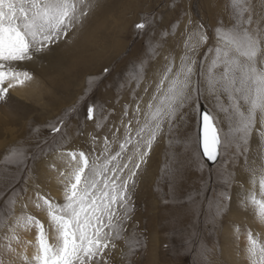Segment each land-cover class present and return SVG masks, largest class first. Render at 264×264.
<instances>
[{
	"label": "snow or ice",
	"instance_id": "6c2138e0",
	"mask_svg": "<svg viewBox=\"0 0 264 264\" xmlns=\"http://www.w3.org/2000/svg\"><path fill=\"white\" fill-rule=\"evenodd\" d=\"M260 4L226 0L215 25L187 12L160 28L154 15L142 17L135 29L145 37V51L122 73L126 83L118 76L119 90L127 92L119 114L91 98L99 82L89 76L84 98L46 122L47 135L30 128L31 147L9 146L3 163L19 176H5L0 187V264H137L133 257L143 259L148 240L135 221V197L161 144L153 187L165 205L189 218L180 245L200 264H216L217 245L204 236L209 225L214 233L227 220L244 241L246 264H264V0ZM100 6V0H0V103L36 81L28 65L58 64L57 49L78 38ZM73 131L85 140L83 148L69 147ZM192 171L198 175L190 180ZM53 176L62 200L44 190ZM245 213L261 231L235 219ZM33 230L34 240L25 239Z\"/></svg>",
	"mask_w": 264,
	"mask_h": 264
},
{
	"label": "rangeland",
	"instance_id": "374dc122",
	"mask_svg": "<svg viewBox=\"0 0 264 264\" xmlns=\"http://www.w3.org/2000/svg\"><path fill=\"white\" fill-rule=\"evenodd\" d=\"M225 3L226 0H100L101 6L86 22L78 38L57 49L58 57L62 58L60 62L54 63V66L46 63L43 67L40 64L28 65L36 81L25 86L26 93L23 94L26 96L15 95L12 91V99L8 103H0V187L5 183V176L9 181L19 176L14 165L5 169L3 157L9 146L14 142H23L26 148L31 147L27 141L34 140L35 136L30 134V128L39 127V135H47L46 122H54L62 109L84 98L89 76L99 82V86L88 93L91 98L119 114L122 103L127 99V92L119 90L118 76L121 82L126 83L127 77L122 73L127 71L130 61L138 60L145 51V37H137L135 29V24L142 17L151 19L154 15L160 28L173 23L187 12L194 20L215 25ZM253 3L257 8L261 6L260 0H253ZM106 67L111 69L109 74L103 71ZM194 124L193 120L190 132ZM72 127L75 129L74 120ZM92 129V122H87L85 131L91 132ZM72 136L74 142L69 147L83 148L85 140L75 139V131ZM164 151V145L161 144L136 193L135 221L139 223L140 229L146 228L148 246L143 259H133L137 260V264H200L198 255L190 254L186 247L180 245V240L187 236L189 218L175 205H165L159 192L154 191L153 182L162 166ZM195 151L196 145L193 143L189 155ZM197 175L194 171L188 173L190 180ZM55 180L53 176L44 190L62 200L61 194L54 193L56 189L61 190L59 184L54 183ZM3 214L4 209L0 207V216ZM38 218L47 226L45 215L39 214ZM235 219L246 220L249 227L257 228L253 217L246 213ZM211 227L209 225L206 229L204 239L209 246L217 245L216 264H246L241 251L244 241L236 239L234 229L227 220L217 232L213 233ZM257 230L261 231L259 228ZM25 239L34 240V230L26 234ZM28 251L31 254L32 249Z\"/></svg>",
	"mask_w": 264,
	"mask_h": 264
},
{
	"label": "bare ground",
	"instance_id": "6f19581e",
	"mask_svg": "<svg viewBox=\"0 0 264 264\" xmlns=\"http://www.w3.org/2000/svg\"><path fill=\"white\" fill-rule=\"evenodd\" d=\"M25 87H18V88H16V89H14V90H12L14 93H15V95L17 94L18 96H26V95H24L23 93H26V91H25ZM54 183H58L57 182V180H55L54 181ZM53 183V186H52V189L54 190V184ZM56 189V188H55ZM54 193L56 194V195H59L60 196V194H61V190L60 189H56L55 191H54ZM58 196V197H59ZM62 197V196H61ZM26 238H29L28 236L26 237Z\"/></svg>",
	"mask_w": 264,
	"mask_h": 264
}]
</instances>
